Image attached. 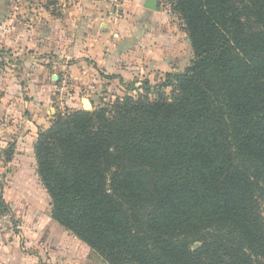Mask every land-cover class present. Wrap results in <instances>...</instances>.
<instances>
[{
    "label": "trees",
    "instance_id": "1",
    "mask_svg": "<svg viewBox=\"0 0 264 264\" xmlns=\"http://www.w3.org/2000/svg\"><path fill=\"white\" fill-rule=\"evenodd\" d=\"M168 2L189 66L93 111L68 94L38 135L51 219L106 264H264V0Z\"/></svg>",
    "mask_w": 264,
    "mask_h": 264
},
{
    "label": "crops",
    "instance_id": "2",
    "mask_svg": "<svg viewBox=\"0 0 264 264\" xmlns=\"http://www.w3.org/2000/svg\"><path fill=\"white\" fill-rule=\"evenodd\" d=\"M154 1L123 0L117 15L105 0H0V264H104L51 219L33 145L61 84L64 101L190 64L178 16Z\"/></svg>",
    "mask_w": 264,
    "mask_h": 264
},
{
    "label": "rangeland",
    "instance_id": "3",
    "mask_svg": "<svg viewBox=\"0 0 264 264\" xmlns=\"http://www.w3.org/2000/svg\"><path fill=\"white\" fill-rule=\"evenodd\" d=\"M44 2H48V1H44ZM49 2H52V1H49ZM164 3L168 6L167 9H168L169 13H173L172 10L170 9V4H169L168 0H164ZM192 59H193V56H192ZM192 59H191V61H192ZM144 81L145 80L135 79V81L133 83L127 85V87L123 86L122 89L117 88L118 89L117 90L116 88H114V86H112L111 88L104 90V92L101 94H97L99 92H97V93L88 92V91L83 92L78 97L76 96L75 104L78 108L85 110L82 103H81V100L87 99V100H89V102L91 104V109L88 111H93L94 109H97L101 106L111 105L112 103L122 99L126 95L134 96L137 93V90H138L137 88H139L140 84ZM149 82L151 85H153L155 83H159V82H164V77L159 79V77L156 76L154 80H150ZM59 94L60 93H56V95H55V105H54V116L53 117H56L57 115L64 116L70 112L67 109H66V111H64L63 106L61 105L62 101H61V97L59 96ZM263 213H264V211H263ZM198 247H199L198 243H195L192 245L193 250H195ZM91 251L93 252V255L98 256L102 260V262L104 264H106L105 261H103V259L96 252H94L93 250H91Z\"/></svg>",
    "mask_w": 264,
    "mask_h": 264
},
{
    "label": "built area",
    "instance_id": "4",
    "mask_svg": "<svg viewBox=\"0 0 264 264\" xmlns=\"http://www.w3.org/2000/svg\"><path fill=\"white\" fill-rule=\"evenodd\" d=\"M105 1L109 2L110 6H111V9L113 10V12L118 15L119 14V11L121 9V5H122L123 0H105ZM59 90H60V93L61 94H62V92H66V90H65V84L64 83L60 85ZM65 100H66V98L64 99V101L61 98V101H62L61 102V105L63 106L64 111H66Z\"/></svg>",
    "mask_w": 264,
    "mask_h": 264
},
{
    "label": "water",
    "instance_id": "5",
    "mask_svg": "<svg viewBox=\"0 0 264 264\" xmlns=\"http://www.w3.org/2000/svg\"><path fill=\"white\" fill-rule=\"evenodd\" d=\"M145 8L149 9V10H152V11H156L157 8H156L155 1L154 0H146ZM81 103H82V105H83V107L85 109L84 111H88V110L91 109V104H90L89 100L82 99Z\"/></svg>",
    "mask_w": 264,
    "mask_h": 264
}]
</instances>
